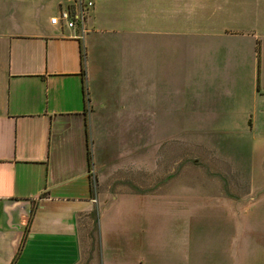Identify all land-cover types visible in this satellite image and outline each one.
<instances>
[{"label":"crops","instance_id":"obj_1","mask_svg":"<svg viewBox=\"0 0 264 264\" xmlns=\"http://www.w3.org/2000/svg\"><path fill=\"white\" fill-rule=\"evenodd\" d=\"M67 1L0 0V264H93L100 198L173 190L182 147L218 217L216 264H264V0H92L80 38L49 21ZM177 15L220 22L202 35L221 56L184 52L172 78L166 54L156 78Z\"/></svg>","mask_w":264,"mask_h":264},{"label":"rangeland","instance_id":"obj_2","mask_svg":"<svg viewBox=\"0 0 264 264\" xmlns=\"http://www.w3.org/2000/svg\"><path fill=\"white\" fill-rule=\"evenodd\" d=\"M29 6L32 0H22ZM23 4V3H22ZM47 3L41 7H48ZM165 19L159 18L157 25L161 27L165 24ZM215 20H199L197 16L185 19L182 15L174 18L173 29L168 32H159L157 41L167 40L173 43L171 51L165 50L164 46L157 48L156 67L154 76H163L164 58L172 59V78L177 76L178 64L183 57L195 62L197 58L206 59L207 55L214 54L206 51L208 44L213 39L212 35H202L203 27L219 25ZM202 47L201 55L195 47ZM200 47V49H201ZM140 67L143 68L147 48H140ZM214 55L221 56V53ZM224 55V54H222ZM147 75H139V81L145 82ZM152 77V76H150ZM157 99V98H156ZM157 103V102H156ZM152 126L151 157L158 153V145L154 136L159 132V123L155 114ZM205 153L206 149H201ZM233 156L238 154L239 161L242 154L237 151H229ZM244 162H256V153L245 152ZM173 153L170 154L172 157ZM191 147H182L181 160L182 173L180 183L169 192H159L153 194L138 193L124 194L117 189L106 192V198L102 197L99 203L94 206L95 230L96 234L91 242L90 261L93 264H216L218 217L209 213L207 206V196L205 190L190 182L188 173L189 164L192 163ZM264 157L261 153L260 158ZM248 162V166H249ZM243 170L247 171V165ZM202 171V167H200ZM250 169L253 168L250 167ZM168 169H166L167 173ZM245 173L247 174V172ZM196 182H199L198 180ZM217 220V221H216ZM224 255L231 254L230 247L222 246ZM232 248V247H231Z\"/></svg>","mask_w":264,"mask_h":264},{"label":"built area","instance_id":"obj_3","mask_svg":"<svg viewBox=\"0 0 264 264\" xmlns=\"http://www.w3.org/2000/svg\"><path fill=\"white\" fill-rule=\"evenodd\" d=\"M92 5V0H68L55 14L49 16V21L70 28L80 38L85 32V17Z\"/></svg>","mask_w":264,"mask_h":264}]
</instances>
